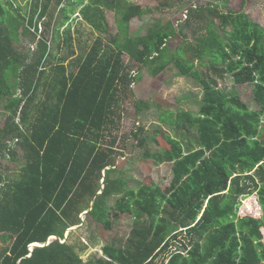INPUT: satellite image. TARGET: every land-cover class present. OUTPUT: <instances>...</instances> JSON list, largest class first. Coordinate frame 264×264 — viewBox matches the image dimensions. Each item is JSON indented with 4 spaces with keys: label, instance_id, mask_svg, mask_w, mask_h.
<instances>
[{
    "label": "trees",
    "instance_id": "trees-1",
    "mask_svg": "<svg viewBox=\"0 0 264 264\" xmlns=\"http://www.w3.org/2000/svg\"><path fill=\"white\" fill-rule=\"evenodd\" d=\"M129 1H80L82 18L101 33L108 32L105 8L115 9L119 36L109 42L98 36L69 73L65 61L44 56L46 38L28 28L22 9L0 0V102L6 100L8 111L0 125V243H9L0 248V264H264V27L244 12L249 0L237 12L225 11L224 1L223 9L219 3L192 5L184 22L153 25L134 36L130 23L144 11ZM50 3L42 5V17ZM71 6L60 8L54 35L74 12ZM193 23V40L172 49L169 39ZM21 34L41 46L34 61L15 47ZM171 65L201 82L202 103L196 114L165 111L162 121L181 137L159 129L162 150L144 153L159 164L172 163L170 185L131 186L116 167L123 154L115 133L123 102L133 98L141 67L157 76ZM201 66L251 85L259 107L225 93L216 79L201 75ZM134 103L138 112L146 106ZM133 133L144 147V130ZM18 149L24 165L8 180L3 162L17 159ZM253 195L259 216L241 213L242 202ZM125 215L132 218L127 238L105 244L99 258L83 261L65 239L69 228L84 221L104 234ZM51 236L58 238L48 243ZM181 236L187 241L174 249ZM34 243L48 244L31 251Z\"/></svg>",
    "mask_w": 264,
    "mask_h": 264
},
{
    "label": "rangeland",
    "instance_id": "rangeland-1",
    "mask_svg": "<svg viewBox=\"0 0 264 264\" xmlns=\"http://www.w3.org/2000/svg\"><path fill=\"white\" fill-rule=\"evenodd\" d=\"M2 1L13 2L14 8L20 7L22 9L21 12L29 20L28 28L37 33L39 37L46 38L48 49L44 56L51 59L53 63L65 61L64 63L69 73L77 70L78 60L86 55L98 36H104L106 42L119 36L120 16L113 8H105L108 32L101 33L82 18V15L79 13L82 5L81 0H71V2L63 0L61 5L57 4V0H51L49 11L43 17L40 13L42 5L47 0ZM38 1L39 5L36 7L35 3H38ZM166 1L171 2L172 6L163 7L161 4ZM224 1L228 2L226 6L228 8L225 11H228L230 8L234 12H237L242 8V0H130L129 5H140L144 11L140 19L136 20L135 18L131 21V35H145L153 25H164L168 21H174L175 25L179 22H184L186 10L192 5L199 3L215 5L219 3L223 9ZM84 3H87V0H84ZM72 4L74 5V12L68 11L70 14L69 20L54 35L52 27L55 20L62 18L60 8L63 6L69 7ZM244 12L252 21L264 27V0H249L244 8ZM179 15L183 16V21L177 20L179 19ZM30 19L33 24H30ZM216 23L218 25L217 20H215ZM182 28L187 38L181 35L183 33L170 38L168 44L172 46V49L183 44L184 40H193L194 30L197 26L196 23H193L189 27L183 25ZM21 31L22 28L20 29ZM69 37H71V41H68ZM15 47L27 57L26 59L29 62L34 61L42 52L38 42H33L23 34L15 42ZM50 52L52 56L49 55ZM126 59L128 60V56H126ZM198 66L200 65L198 64ZM199 70L204 78L216 79L218 81V88L225 93H236L251 107H259L254 102L251 85L235 84L226 73L217 76L215 72H211L205 66L199 67ZM138 71V79L136 83L132 84L134 96L132 99H127L123 102V117L120 121V128L115 131L119 136L117 149L119 152H123L122 155H118L117 157L116 167L128 174L129 185L131 186L137 181H144L145 183H154L159 186L168 187L174 175L172 163L159 164L153 159L147 158L144 153L147 151L146 149L152 152H160L162 150L159 140L156 142L160 133L159 129L169 132L178 139L181 137L179 131H176L173 127L171 128L162 121V115L167 110L173 112L186 110L196 114L202 103L203 85L194 78L181 75L179 70L172 65L157 76L152 75L148 67L145 66L141 67ZM10 75V71H7L6 76L12 83V76ZM134 100L144 101L146 106L138 112ZM5 103L6 100L0 102V125L4 123L8 114V111L5 109ZM138 127L144 130L147 138L144 147L139 145L138 139L134 135L135 133L130 134L131 131L136 132ZM140 135L142 134L140 133ZM123 137H128V139L123 141ZM154 137L155 140L153 139ZM186 138L188 137L186 136ZM22 154V151L18 149L17 159L12 158L3 162V167H5L3 175L6 179H16L20 173L24 165ZM0 170H2V166ZM255 197L256 195H253L242 202L241 213L247 212L256 216L261 214V209L260 211L258 210ZM85 216L84 214L80 215L82 220H85ZM131 220L130 215L119 217L115 221L112 230L104 234L99 232L98 225L84 221L82 226L73 228L70 233L66 231L65 239L75 248L83 261L99 258L104 255L103 249L105 244L114 242L123 243L125 241L131 228ZM55 238L58 237L51 236L49 240L52 241ZM187 239V237L181 236L179 241L174 244V249H180V241L185 242ZM8 244L2 242L0 243V248H4Z\"/></svg>",
    "mask_w": 264,
    "mask_h": 264
},
{
    "label": "water",
    "instance_id": "water-1",
    "mask_svg": "<svg viewBox=\"0 0 264 264\" xmlns=\"http://www.w3.org/2000/svg\"><path fill=\"white\" fill-rule=\"evenodd\" d=\"M92 203H93V202H92ZM88 212H89V210H88V211H85L83 214L86 215ZM80 226H82V224H80V225H78V226H74V227L69 228V229L67 230V233H70V231L73 230V228H77V227H80ZM55 237H56V236H55ZM55 239H56V238H55ZM48 243H49V241H48ZM48 243H46V244H48ZM46 244L34 243V244H32V245L30 246V250L32 251L34 247H42V246H44V245H46Z\"/></svg>",
    "mask_w": 264,
    "mask_h": 264
},
{
    "label": "built area",
    "instance_id": "built-area-1",
    "mask_svg": "<svg viewBox=\"0 0 264 264\" xmlns=\"http://www.w3.org/2000/svg\"><path fill=\"white\" fill-rule=\"evenodd\" d=\"M51 240H49V242H50Z\"/></svg>",
    "mask_w": 264,
    "mask_h": 264
}]
</instances>
